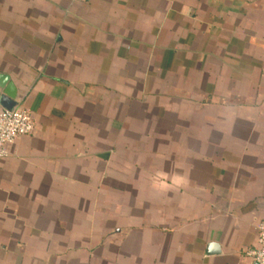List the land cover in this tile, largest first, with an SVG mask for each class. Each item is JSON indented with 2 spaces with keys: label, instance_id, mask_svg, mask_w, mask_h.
Listing matches in <instances>:
<instances>
[{
  "label": "crops",
  "instance_id": "0c3cea01",
  "mask_svg": "<svg viewBox=\"0 0 264 264\" xmlns=\"http://www.w3.org/2000/svg\"><path fill=\"white\" fill-rule=\"evenodd\" d=\"M0 74V264H252L264 0H0Z\"/></svg>",
  "mask_w": 264,
  "mask_h": 264
},
{
  "label": "built area",
  "instance_id": "2783aa9c",
  "mask_svg": "<svg viewBox=\"0 0 264 264\" xmlns=\"http://www.w3.org/2000/svg\"><path fill=\"white\" fill-rule=\"evenodd\" d=\"M86 2L88 0H70ZM34 131V120L28 110L15 105L11 110L0 108V158L8 157L9 146L23 135ZM257 237L253 247L246 251L252 264H264V221L256 225Z\"/></svg>",
  "mask_w": 264,
  "mask_h": 264
},
{
  "label": "water",
  "instance_id": "95a60500",
  "mask_svg": "<svg viewBox=\"0 0 264 264\" xmlns=\"http://www.w3.org/2000/svg\"><path fill=\"white\" fill-rule=\"evenodd\" d=\"M0 88L2 90L0 94V106L11 110L16 105L17 92L8 75L0 74ZM217 252H219L218 245L213 242L208 243L206 253L213 254Z\"/></svg>",
  "mask_w": 264,
  "mask_h": 264
}]
</instances>
